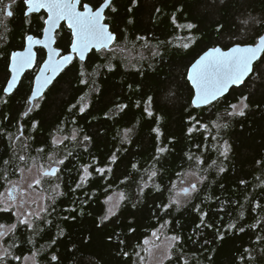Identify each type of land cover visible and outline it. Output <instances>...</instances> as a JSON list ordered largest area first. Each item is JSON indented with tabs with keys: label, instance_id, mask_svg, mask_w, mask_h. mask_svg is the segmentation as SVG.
<instances>
[{
	"label": "trees",
	"instance_id": "trees-1",
	"mask_svg": "<svg viewBox=\"0 0 264 264\" xmlns=\"http://www.w3.org/2000/svg\"><path fill=\"white\" fill-rule=\"evenodd\" d=\"M89 2L84 0V3ZM91 3L95 4V0ZM16 6L14 18L5 23L7 29L0 27V169L5 167L3 161L11 157L13 143L19 147L20 141H14V137L19 135L20 128L24 136L30 138L29 154L36 162L47 166L46 157L36 152L41 147L62 155L71 151L72 155L61 166L64 195L56 198L55 212L47 217L53 223L41 225L43 231L31 244L27 242L31 233L20 226L5 240L7 246L13 241L18 244V249H13L14 254L37 251L40 264H136V253L143 241L168 221L163 229L171 236L181 237L176 248L182 249L186 256L195 255L189 264H264V239H256L264 237V211L250 210L257 201L264 205V58L255 64L253 73L242 86L233 87L225 99L214 105L191 106L194 90L187 80L190 61L207 48L218 45L226 50L234 43L257 42L264 34V0H137L135 5L132 0H114L116 11L107 9V22L117 35V43L127 45L128 51L117 53L114 59L110 56L111 70L108 61L95 50L85 62L76 59L45 96L36 101L40 107L27 116L23 113L29 106L27 98L31 94L34 72H28L18 88L5 96L3 88L10 76L8 57L12 50L22 46L26 34H41L42 18L46 16L32 14L26 20L22 2ZM187 23L195 24L196 28L180 27ZM138 36L146 40H137ZM58 37L59 48L68 51L69 29L62 26ZM188 37L195 42H190L188 49L178 47L189 42ZM145 43L151 50L159 51V55L152 57L150 50L143 47ZM81 71L85 79H89L88 74L95 73L97 91H91V79L88 85L79 82ZM85 93H88L89 105L86 112L80 113L78 107L70 111L71 105ZM149 96L153 98L152 117L144 113L143 103L136 106L137 101L143 102ZM242 96L248 97L245 115L225 119L228 105ZM117 103L128 107L113 115ZM190 115L207 124L208 130L197 125L199 131L189 134ZM214 121L226 122L228 127L217 129ZM33 122H37L36 128L32 127ZM73 127L82 130L81 135L91 137L85 142L87 151L83 146L74 147L69 141L58 149L51 145V137L57 129H64L59 133L63 136L70 135ZM126 128L133 129L130 142L121 143ZM154 128L160 129L159 139ZM224 141L230 145L227 159L216 150ZM158 146H167L169 151L157 161L154 157ZM117 149L119 159L110 165L111 173L100 177L93 172L83 188L73 191L81 165L91 164L95 158V167H104ZM189 154L205 160L200 167L207 169L208 178L198 185L199 192L193 193L185 204L162 210L158 205L169 203L174 190L172 185L183 173L194 170L193 162L188 160ZM213 160L222 162L223 173L218 174L215 166L209 168ZM153 166L158 175L148 181ZM8 171L12 173L13 169ZM18 175H11V179H17ZM142 180L148 182V187L141 196L138 186ZM241 180L246 183L241 184ZM109 184L112 188L108 194L123 191L128 199L114 217L102 222L107 210L105 189ZM3 190L0 187V191ZM197 205L208 213L205 220L214 227L197 228L200 223V213L195 210ZM241 211L243 217H240ZM64 217L69 218L65 220ZM15 222V216L0 213V224ZM232 223L237 224V228L229 230L228 225ZM239 227L244 231L240 232ZM216 229L224 233L222 240L216 239ZM125 252L128 256H124ZM173 252L176 253V249ZM53 254L58 257L57 261L51 260ZM164 264L181 262L174 254L171 262L166 260Z\"/></svg>",
	"mask_w": 264,
	"mask_h": 264
},
{
	"label": "snow or ice",
	"instance_id": "snow-or-ice-1",
	"mask_svg": "<svg viewBox=\"0 0 264 264\" xmlns=\"http://www.w3.org/2000/svg\"><path fill=\"white\" fill-rule=\"evenodd\" d=\"M21 2L24 6L23 14L26 20L31 14L39 13L42 9L47 13L46 18H42L44 39L41 40L35 38L33 35H27V47H23L22 45L23 51H12L9 54L11 79L7 81V86L3 88L5 94H11L17 84L20 73L26 68H31L33 64L36 63V56L33 53L32 46L34 44H43L48 48L47 59L43 61L40 67V73L35 77L34 86L31 88V94L27 98L29 106L27 111L23 113L24 116H27L28 113L32 112L35 108L40 107L39 103H36V101L38 98L42 97L45 86L51 84L57 73L73 62V60L78 58L80 61H84L86 54L94 49L96 53H100L104 56V59L108 61L109 70H111V59H114L117 53L123 54L128 51L127 45L122 46L117 43V35L110 30V25L107 22L105 10L110 9L111 12L116 11L114 0H95V4L91 3V0L89 3H83V0H21ZM136 2L137 0H132L133 5H135ZM16 3L17 0H11L10 3H4V0H0V15L5 18L13 17L14 12L12 10V5ZM128 11L131 12V8H129ZM157 11H159V9H157ZM61 21L66 22L67 28L70 30L71 34L68 46L70 51L67 52V54H62L59 48L52 47L56 39L54 33H57V30L60 28ZM173 22L175 23V17H173ZM129 23H131V21H129ZM0 27H4L5 30L7 29L4 19H0ZM180 27L192 30L196 28V25L187 23ZM186 39L189 42H184L178 45V47L188 49L190 47V42H195L192 37ZM137 40H146V38L138 36ZM143 47L150 50L152 57L159 55V51L151 50L148 43H145ZM262 58H264V35H260L258 37V42L252 44L238 42L228 47L227 50L216 45L202 51V54H199L193 61H190V67L187 68V80L191 83L192 89L194 90V94L191 98V106L201 108L202 106L214 105L215 103L221 102L222 99L226 98L225 94L229 93L233 86L238 87L245 82V78L253 71V62L261 60ZM125 59H127V57H125ZM141 59H144V57L142 56ZM132 66L135 67L136 65L133 64ZM88 75L89 79H91V91H97L94 87L95 73ZM80 76L82 78L79 82L88 85L89 79L83 78L85 77L84 71L80 72ZM87 96L88 93L81 96L76 104L71 105L70 111L78 107L80 113H85L89 107L86 99ZM247 99V96H242L236 103L229 104L228 108L225 110L224 118L244 116L245 109L248 108V104L246 103ZM152 101L153 98L149 96L147 100L143 102L137 101L136 106L140 107L141 103H143L144 113H146L148 117H152L154 116L151 110ZM2 102L6 104L7 100H3ZM127 107V104L117 103L115 105L116 111L113 112V115L122 113ZM189 120L191 122V126L187 129L189 134L199 131V128L208 130L209 126L207 124H202L197 117L190 115ZM72 124H76L75 118H73ZM197 125H199V128H197ZM213 125L217 129L228 127V123L226 122L220 123L214 121ZM32 127L36 128L37 122H33ZM18 131L19 135L14 137V141H20L19 147H16L15 143H13L14 150L12 155L9 159L3 161L5 167L0 169V181L3 182L0 184V187L4 188L3 191H0V213H10L15 216L16 223L9 225L0 224V241L3 240V237L9 236V234H15L18 228L23 226L31 233L27 240V242L31 244L34 243L33 238L43 231V228L40 227L41 225L53 223V221L47 217L55 212L53 205L56 202V198L64 195L61 191V166L65 165V161L72 155V152L67 151L66 155H62L59 151L48 152L43 147L38 148L36 152L42 157H46L47 167H45L44 163L37 164L36 158L31 157L29 154L30 144L28 141L30 138L24 136L22 128L18 129ZM63 131L64 129H57V132L52 135V146L58 149L59 146L65 145V141H69L74 147L83 146L85 151H87V144L85 142L91 140L90 136L86 134L81 135L82 130L76 127L72 128L70 135L60 136L59 133ZM132 131V128L124 129L121 143L130 142V134ZM153 131L157 133V139H159L161 135L160 129L154 128ZM9 139L13 140V137L9 135ZM216 139V137H213V140ZM216 150L221 157L227 159L228 152L230 151L228 141H224ZM118 151L119 149L108 157L109 164L104 167H95V158L92 159L91 164L81 165L79 180L73 191L83 188L84 185L89 182V177L93 175V172L100 177H105L106 173H111L112 167L110 165L116 164L118 161ZM168 151L169 149L167 146H158L156 148L157 155L154 159L158 161L160 157ZM188 160L194 164V170L188 173V175L194 177L195 181L190 183V187L183 188L181 191L185 193L186 196L191 197L193 193L199 192L198 185L203 184L208 177L205 174L207 169H201L200 167L205 163V160L201 156L189 154ZM257 163L261 162L257 161ZM213 166H215L218 174L225 171L222 162L213 160L209 168ZM132 167L136 168V165L133 164ZM9 168L13 169L12 173L8 171ZM33 168L37 169V174L35 175H33ZM145 171L149 172L148 169H145ZM16 173L19 174L18 178L15 180L11 179V175ZM157 175L158 170L153 166L148 174V181H152ZM121 183H123V181ZM240 183L245 184L246 182L241 180ZM45 184L48 185L46 188L44 187ZM147 187L148 182L142 180L141 184L138 186V194L142 196L144 194V189ZM111 188L112 185L109 184L105 189V204L108 205V207L106 214L102 217V222L114 217L120 209L121 204L128 199L123 191H112L111 194H108V190ZM156 188L159 189V185H156ZM172 188L175 189V184L172 185ZM38 189L44 194L40 195L37 191ZM41 201L44 203H41ZM33 205L36 206L35 210L32 209ZM172 205H181L178 194L171 196L169 203L158 205V207L166 211L170 209ZM50 208L51 211H49ZM256 208L264 211V205H261L258 201L255 203L254 208L250 210H255ZM195 210L200 213V223L197 225V228L201 226L207 228L214 227V225L206 222L205 217L208 216V213L204 212L200 205H197ZM243 216L244 212L241 211L240 217ZM68 218L69 217H64L65 220ZM72 218L74 219V217ZM168 223V221H165L164 224L160 225V228H164ZM256 223L259 224L260 221L257 220ZM252 227L255 228L256 224H253ZM233 228H237V224L232 223L228 225L229 230ZM238 230L243 232L244 228L239 227ZM159 231L160 229L153 231L151 233L152 237L159 239ZM216 231V239L222 240L224 238V233L219 229H216ZM21 236H23V233H21ZM109 239H111V237H109ZM165 239L168 241V244L160 264H163L164 260L171 262L174 254L176 255V260L181 262V264H189L190 260L195 259L194 254L189 257L183 253L182 249L176 248V244L181 239L180 236L173 235L165 237ZM256 239L259 241L264 239V237L257 236ZM52 243L55 244L56 241L52 240ZM121 243L123 242L121 241ZM149 243L150 241L148 239L143 241L144 245H148ZM18 247V244L13 241L7 247L0 248V264H10L12 261L21 262V264H38L36 259L38 255L37 251H32L30 255H16L13 249H18ZM173 249H176V253L178 254L174 253ZM144 250L148 251L149 255H151L150 249L145 248ZM245 251L247 252L248 249H245ZM136 255L139 258V264H144L145 257L141 256L139 252H137ZM124 256H128V253L125 252ZM209 259H211V257H209ZM241 259L243 260V257H241ZM51 260L57 261L58 257L53 254Z\"/></svg>",
	"mask_w": 264,
	"mask_h": 264
},
{
	"label": "rangeland",
	"instance_id": "rangeland-1",
	"mask_svg": "<svg viewBox=\"0 0 264 264\" xmlns=\"http://www.w3.org/2000/svg\"><path fill=\"white\" fill-rule=\"evenodd\" d=\"M60 136H62V135H60ZM37 164H39V162H37ZM45 167H47V166L45 165ZM191 171L192 170H188L187 172L183 173L175 183V189L173 190V195L178 194V198L181 201V205L185 204L190 199V197L186 196V194L183 193L181 191V189L186 188V187H190V183L195 181L194 177H192L191 175H188V173H190ZM35 174H37V169L33 168V175H35ZM37 191L40 193V195L44 194L40 189H38ZM41 203H44V202L41 201ZM107 207H108V205H107ZM32 209L35 210L36 206L33 205ZM4 225H7V224H4ZM158 235H159V239H156V238L152 237V235H150L147 238L150 241V243L148 245L143 244V246H141L140 250L138 251L141 256L145 257L144 264H160V261L163 259V253L165 252V250L167 248V244H168V241L165 239V237H168L171 235H169L166 232V230L163 228L162 229L160 228ZM7 237L8 236L3 237V240L0 241V248L7 247V245L5 243V240L7 239ZM145 248L150 249L151 255H149L148 251L144 250ZM37 261H38V259H37ZM165 261L166 260L163 261V264ZM19 264H21V262H19ZM38 264H40V263L38 262ZM136 264H139V258H138V261Z\"/></svg>",
	"mask_w": 264,
	"mask_h": 264
},
{
	"label": "water",
	"instance_id": "water-1",
	"mask_svg": "<svg viewBox=\"0 0 264 264\" xmlns=\"http://www.w3.org/2000/svg\"><path fill=\"white\" fill-rule=\"evenodd\" d=\"M41 11H44V10L42 9V10H40V12H41ZM106 11H107V9L105 10V14H106ZM63 23L66 24L65 21H61V22H60V27H61V25H62ZM66 26H67V24H66ZM59 29H60V28H59ZM59 29H58V30H59ZM58 30H57V31H58ZM110 30H111V29H110ZM111 31H112V30H111ZM263 35H264V34H263ZM54 36L56 37V33H54ZM35 38H37V37H35ZM37 39H41V40H43V39H44V33H43V36H42L41 38H37ZM257 42H258V40H257ZM56 43H57V38L55 39V42L52 44V47L57 48V47H56ZM25 47H27V41H26V45H25ZM32 47H33V53L35 54L36 59H37V51H36V48H37V47H42V48H44V49L46 50V58H45V59H47V56H48V48H46L43 44H40V45H35V44H34ZM93 50H94V49H93ZM93 50H92V51H93ZM226 50H227V49H226ZM19 51H23V50H19ZM92 51H90L89 53L86 54L85 60L82 61V62H85V61L87 60L88 55H89ZM73 61H74V60H73ZM258 61H259V60L253 62V71H254V66H255V64H256ZM72 63H73V62H71L69 65L65 66L60 72H58L57 75H56V77H55V79L52 81L51 84L45 86V88L43 89V95H42V97L44 96V94L46 93V91H47V90L53 85V83H54V82H55V81L61 76V74L64 72V70H65L68 66H70ZM42 64H43V63H42ZM35 66H36V63H34L33 66H32L31 68H26V69H24V70L20 73V76L18 77L17 84H16V86L14 87L13 92H14V91L18 88V86L20 85L23 76H24L28 71L34 69ZM41 66H42V65H41ZM9 71H10V78H9V79H11V69H10V65H9ZM253 71L249 73V75L245 78V81H246V80L248 79V77L253 73ZM39 73H40V69L38 70L36 76L39 75ZM36 76H35V77H36ZM34 81H35V79H34ZM189 83H190V82H189ZM244 83H245V82H244ZM244 83H243V84H244ZM243 84H241L240 86H242ZM190 85H191V83H190ZM6 86H7V84H6ZM6 86H5V87H6ZM33 86H34V84H33ZM240 86H238V87H240ZM233 87H237V86H233ZM233 87H232V88H233ZM232 88H231V89H232ZM231 89H230V90H231ZM13 92H12V93H13ZM229 92H230V91H229ZM12 93H11V94H12ZM11 94H6V95H11ZM227 94H228V93H226L225 95H227ZM42 97H40V98H42ZM40 98H38L37 100H39ZM202 107H206V106H202Z\"/></svg>",
	"mask_w": 264,
	"mask_h": 264
},
{
	"label": "flooded vegetation",
	"instance_id": "flooded-vegetation-1",
	"mask_svg": "<svg viewBox=\"0 0 264 264\" xmlns=\"http://www.w3.org/2000/svg\"><path fill=\"white\" fill-rule=\"evenodd\" d=\"M11 2V0H4V3H10ZM18 2H21V0H17V3ZM83 3H84V0H83ZM16 4H13L12 5V10H13V12H14V15H13V17H9V18H5V17H3L2 15H0V19H4V22L5 23H7L9 20H10V18H14V16H15V9H16ZM42 13H44V15L45 16H47V13L45 12V11H41V12H39V13H34V14H42ZM32 15V14H31ZM46 18V17H45ZM62 26H66V24L65 23H63L62 25H61V27H60V29L62 28ZM67 27V26H66ZM59 29V30H60ZM59 30L57 31V33H56V38H57V43H56V47L57 48H59V46H58V32H59ZM70 31V30H69ZM27 35H33L34 37H37V38H41L42 36H43V30H42V32H41V34H39V35H36V34H32V33H28V34H26L25 36H24V42H23V47H25V45H26V36ZM23 47L21 46L20 48H17V49H15V50H12V51H19V50H23ZM60 50H61V52H62V54H67V52H69L70 51V48H69V50L68 51H66V52H64L61 48H59ZM11 51V52H12ZM36 51H37V59H36V66H35V68L34 69H32V70H30V71H28V72H34V77H33V84H34V79H35V76H36V74H37V72H38V70L40 69V67H41V65H42V63H43V61L45 60V58H46V50L44 49V48H42V47H37L36 48ZM42 54H44V56L42 55ZM78 59V58H77ZM76 60V59H75ZM74 60V61H75ZM73 61V62H74ZM9 65H10V61H9ZM68 68V67H67ZM65 71V70H64ZM27 72V73H28ZM9 73H10V71H9ZM26 73V74H27ZM25 74V75H26ZM24 75V76H25ZM24 76H23V78H24ZM9 78H10V76H9ZM9 78H8V80H9ZM23 78H22V80H23ZM22 80H21V82H22ZM33 84H32V87H33ZM48 91V90H47ZM46 91V92H47ZM5 94V93H4ZM46 94V93H45ZM45 94H44V96H45ZM5 96H9V95H6L5 94ZM43 96V97H44ZM27 255H30V254H27Z\"/></svg>",
	"mask_w": 264,
	"mask_h": 264
}]
</instances>
